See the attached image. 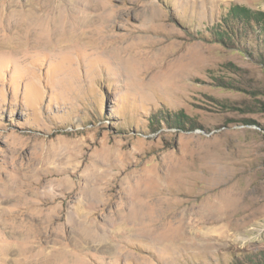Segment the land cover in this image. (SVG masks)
I'll return each mask as SVG.
<instances>
[{"label":"rangeland","instance_id":"374dc122","mask_svg":"<svg viewBox=\"0 0 264 264\" xmlns=\"http://www.w3.org/2000/svg\"><path fill=\"white\" fill-rule=\"evenodd\" d=\"M24 1L0 0V30L10 6L50 0ZM111 6L106 44H0V191L39 195L0 202V255L264 264V0ZM217 198L232 216L201 222Z\"/></svg>","mask_w":264,"mask_h":264},{"label":"bare ground","instance_id":"6f19581e","mask_svg":"<svg viewBox=\"0 0 264 264\" xmlns=\"http://www.w3.org/2000/svg\"><path fill=\"white\" fill-rule=\"evenodd\" d=\"M25 1H27V0H25ZM25 1H24V3H25ZM39 1H41V0H39ZM50 1L48 4H43V5L37 3L38 4L37 6H35L34 4L32 5L31 3L25 4L24 6L22 4H20L14 8L10 6V10L6 14V23L3 25V27L1 25V30H0L2 33L1 35L5 39H2L0 41V44H5L9 47L16 48V50H29L30 48H37V47L38 48H44L43 46L52 45L53 43L55 45H58V44L64 45V44H66L70 41H74V40H77V42L81 43L82 45L83 44H91L94 42L97 44H100V45L103 42L106 44V41H105L106 39L100 40L99 35L100 36L102 35L103 37H105V33H106L105 30H107L106 28L108 26L111 27L110 21L113 20V9H116L115 6H114L115 8L114 7L112 8L111 0H62V2L59 1L58 5L57 4L53 5L52 4L53 2H50ZM36 2H38V0ZM43 3H45V1H43ZM64 4L67 5L66 8H65ZM58 13H62V14L59 15ZM110 37L112 38V36H110ZM109 41H111V40H109ZM107 44H109V43H107ZM90 47H92V46H90ZM101 47H103V45ZM111 55H112V52H111ZM24 166H22V167H24ZM33 171L34 170H32V172ZM25 173H26V171H25ZM38 173H39V171H38ZM29 174H31V172ZM22 176H23V174H22ZM30 177L32 178V176H30ZM19 181L17 184H14V182L7 179L6 188H5L6 190H4V191H8V193H1V191H0V202L3 200H8V201H21V200H25V199L31 200V199H33V197L39 196L36 193L31 194L30 192L32 190L30 192H28L27 191L28 189H26L27 187H25V185H23V183H22L23 181L22 182H19ZM36 181H39V180H36ZM33 184H35V182ZM219 184H221V183H219ZM33 193H34V191H33ZM29 200H28V202H29ZM36 200L38 201V199H36ZM160 200H161V198H160ZM204 203L205 204L209 203L206 206L204 205L205 207L203 208V210L206 213H208V215H210V216H208L206 218L203 217L204 219L200 218L201 222L206 223V222L211 221L214 223H218V222H224L225 223V221L229 220V218L232 216L231 213L228 212V209L226 206V200H224L222 198H220V199L217 198L216 200H214V202L211 201V202H204ZM249 206H251V205H249ZM199 207H201V206H199ZM246 207L245 208L242 207L239 210V211H243L246 213L245 217L243 218L244 221L240 224H234L236 226L232 225L233 230H245L247 223H248L247 222L248 220L246 218L253 214V211L250 212L251 207H248V206H246ZM176 216H178V215H175V217ZM173 218H174V216H173ZM249 222H250V220H249ZM214 223L213 224L211 223V224L214 225ZM217 225L220 228L222 227V225H223V227L226 226L223 223H221V224L219 223ZM168 227L170 229L171 226L168 225ZM211 228H208V229H211ZM220 228H219V231H221ZM198 229H199V227H198ZM182 231H183V233L180 232L179 235H181V233L184 235L189 234L187 226H186V229L182 230ZM219 233H221V232H219ZM168 234L170 235L169 232H168ZM196 236H197V234H196ZM199 237L203 238V237H201V235ZM30 240H32V239H30ZM80 240L83 241L84 244L89 245L91 243L90 242L91 238L87 235H81ZM189 243H190V241H189ZM183 245H185V244L183 243ZM167 247L169 248V246H167ZM174 247H175V245H174ZM169 249H171V248H169ZM12 253L16 254L17 256L12 257L10 259L6 258L7 255L12 254ZM18 253L19 252L17 251V248L15 246L11 245V243H8V245L3 246L2 254L0 255V264H26V262L28 264H52L53 261H55L54 259L50 258V257H52V255H48L47 251H45L44 248L39 249L38 252L35 251V253H33V254H25V253H28V251L24 252L23 254L20 255L21 256L20 258H18ZM56 256L57 257L58 256H60V257L64 256V250L61 249L60 254H58Z\"/></svg>","mask_w":264,"mask_h":264}]
</instances>
